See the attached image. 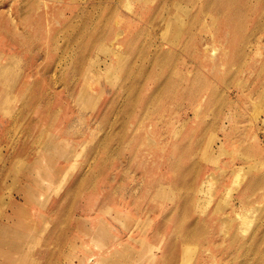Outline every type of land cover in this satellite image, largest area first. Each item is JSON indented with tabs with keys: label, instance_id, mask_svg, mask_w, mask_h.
<instances>
[{
	"label": "rangeland",
	"instance_id": "obj_1",
	"mask_svg": "<svg viewBox=\"0 0 264 264\" xmlns=\"http://www.w3.org/2000/svg\"><path fill=\"white\" fill-rule=\"evenodd\" d=\"M165 1L0 0V264H264V0Z\"/></svg>",
	"mask_w": 264,
	"mask_h": 264
},
{
	"label": "bare ground",
	"instance_id": "obj_2",
	"mask_svg": "<svg viewBox=\"0 0 264 264\" xmlns=\"http://www.w3.org/2000/svg\"><path fill=\"white\" fill-rule=\"evenodd\" d=\"M162 1V4H170V3H167L165 0H161ZM186 1H192V0H186ZM214 1H216L217 2V4L218 5H220L221 6V4H223L224 5V7H226V6H228V4H229V0H214ZM126 6H128V5H126ZM130 6V5H129ZM83 10V9H82ZM221 10V9H220ZM84 11V10H83ZM82 11V12H83ZM219 11V10H218ZM218 11H216V12H218ZM208 12V11H207ZM210 12V11H209ZM78 14V13H77ZM77 14H76V16H77ZM205 14V13H204ZM213 14V13H212ZM218 14V13H217ZM219 15V14H218ZM85 16V15H84ZM156 17V20H157V16H155ZM78 18V17H77ZM152 18V17H151ZM85 20H87L88 21V17H85L84 18ZM193 21V20H192ZM161 23H164V21H161ZM190 23V22H189ZM86 25V24H85ZM90 26V25H89ZM120 32V31H119ZM189 33V32H188ZM119 34V33H118ZM121 34H124L123 32H121L120 33V35ZM118 42L120 43V42H122V39L119 37V39H118ZM130 44V43H129ZM128 44V45H129ZM189 45V44H188ZM118 46H119V44H118ZM123 46V45H122ZM166 46V45H165ZM186 46H187V44H186ZM132 47L133 46H131L130 47V50H133L132 49ZM169 47V46H168ZM198 48V47H197ZM183 49V48H182ZM214 50V49H213ZM186 51V50H185ZM184 50H183V52H185ZM210 52H211V50H210ZM179 53V52H178ZM173 54L174 53H171V50H165V48L163 47V46H159L155 51H154V53H153V55H152V59H153V61L155 62V61H162V60H166V62L164 63V64H168L171 60H173V61H175V59L176 58H173L172 56H173ZM177 54V53H176ZM212 54V53H211ZM121 55H123V53L121 52ZM178 55V54H177ZM156 63V62H155ZM157 64V63H156ZM106 65H108V63H106ZM149 69V68H148ZM197 70V69H196ZM191 72H192V70H191ZM192 77V76H191ZM183 79V78H182ZM181 79V80H182ZM189 79H191V81H192V78H189ZM125 81H126V79H125ZM176 81H178V80H176ZM139 83V82H138ZM136 84V85H138L139 86V84ZM173 83V82H172ZM141 86V85H140ZM139 86V87H140ZM185 88H186V86H185ZM188 89V88H187ZM186 89H184V91H185ZM176 91V90H175ZM174 91V92H175ZM187 93V92H186ZM185 93V94H186ZM189 93V92H188ZM173 96V95H172ZM152 97V96H151ZM151 97H149L147 100H145L146 101V103H148V101H150V99H151ZM157 98V97H156ZM155 98V99H156ZM158 98H159V96H158ZM167 98V97H166ZM159 100V99H158ZM157 100V101H158ZM173 100V99H172ZM203 100V99H202ZM151 102V101H150ZM157 103V102H156ZM159 103V102H158ZM199 113V112H198ZM240 170H243V168H241ZM240 170H238V174H241V172H239ZM95 176V175H94ZM251 184V182H249V185ZM252 184H253V186L255 185V183H253L252 182ZM252 186H248L246 189H248V188H251ZM245 192H246V190H245ZM245 196V195H244ZM243 196V197H244ZM245 199H246V197H245ZM242 202H243V200H242ZM248 211V210H247ZM245 214H247V213H245ZM243 216H245V219L248 217V215H244L243 214ZM242 220V219H241ZM247 220V219H246ZM263 222V221H262ZM242 228V227H241ZM237 229V228H236ZM244 230V229H243ZM226 231V230H225ZM191 232V231H190ZM233 234V233H232ZM235 235H236V233H234ZM233 236V235H232ZM236 236H233L232 237V241H234V238H235Z\"/></svg>",
	"mask_w": 264,
	"mask_h": 264
}]
</instances>
